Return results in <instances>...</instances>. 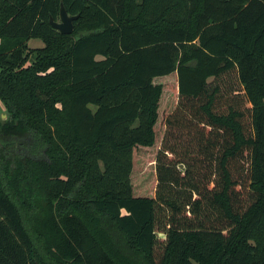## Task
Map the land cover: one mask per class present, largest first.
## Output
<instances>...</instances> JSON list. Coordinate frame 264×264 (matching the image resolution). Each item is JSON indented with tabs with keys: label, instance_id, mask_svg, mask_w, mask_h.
I'll return each mask as SVG.
<instances>
[{
	"label": "trees",
	"instance_id": "trees-1",
	"mask_svg": "<svg viewBox=\"0 0 264 264\" xmlns=\"http://www.w3.org/2000/svg\"><path fill=\"white\" fill-rule=\"evenodd\" d=\"M0 102V264H264V0H0Z\"/></svg>",
	"mask_w": 264,
	"mask_h": 264
},
{
	"label": "rangeland",
	"instance_id": "rangeland-1",
	"mask_svg": "<svg viewBox=\"0 0 264 264\" xmlns=\"http://www.w3.org/2000/svg\"><path fill=\"white\" fill-rule=\"evenodd\" d=\"M27 44L29 46H39L41 45V41L39 38L33 37L27 40ZM174 75L175 74L171 72L169 75H167L169 77L164 78L162 80H158L162 83V91L157 108L158 114L155 123L156 138L154 143L151 146H140L134 149L131 181L132 183H134L135 186L140 184V187L145 193H151L153 186V155L157 146V138L161 130L159 119L162 113L166 111L169 107H171V104L173 103L175 87L172 84V78H174ZM4 116L5 114H3V106L0 102V118H3Z\"/></svg>",
	"mask_w": 264,
	"mask_h": 264
},
{
	"label": "water",
	"instance_id": "water-1",
	"mask_svg": "<svg viewBox=\"0 0 264 264\" xmlns=\"http://www.w3.org/2000/svg\"><path fill=\"white\" fill-rule=\"evenodd\" d=\"M77 16L76 13L68 14L61 3H59L58 8V18L53 19L52 17L48 18L49 24L51 27L62 33H68L72 29V20Z\"/></svg>",
	"mask_w": 264,
	"mask_h": 264
}]
</instances>
